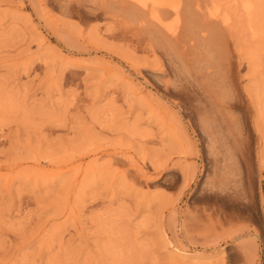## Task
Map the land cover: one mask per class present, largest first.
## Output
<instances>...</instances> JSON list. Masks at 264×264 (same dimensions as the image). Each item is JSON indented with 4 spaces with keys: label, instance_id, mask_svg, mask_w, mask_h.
<instances>
[{
    "label": "rangeland",
    "instance_id": "obj_1",
    "mask_svg": "<svg viewBox=\"0 0 264 264\" xmlns=\"http://www.w3.org/2000/svg\"><path fill=\"white\" fill-rule=\"evenodd\" d=\"M62 1L0 0V264H264V0H222L245 198L212 187L227 161L199 123L207 85ZM212 188L248 209L216 226Z\"/></svg>",
    "mask_w": 264,
    "mask_h": 264
},
{
    "label": "bare ground",
    "instance_id": "obj_2",
    "mask_svg": "<svg viewBox=\"0 0 264 264\" xmlns=\"http://www.w3.org/2000/svg\"><path fill=\"white\" fill-rule=\"evenodd\" d=\"M62 2L63 6L75 7L78 12H85L92 19L102 16L115 27L132 28L143 34L149 49L159 57H163L170 69L177 73L183 71L192 75L201 81L199 88L204 83L207 85L208 93L204 95V90L202 93L207 99L199 123L209 147L212 150H221L224 161H227L222 173L226 176L224 181H216L217 186L216 183H212V187L218 189L220 187L224 190L234 188V193L245 198L247 195L245 181L250 177L248 153L246 149L244 150L246 129L237 113L239 101L230 78L231 55L226 33L232 24V14L224 8L222 0H63ZM250 8V3L243 4L245 12L249 13ZM193 65H196L195 70ZM214 74H218L219 81L215 80L213 84L210 79ZM191 86L194 88L193 83ZM185 87L180 83L179 90L186 89ZM231 143L236 145L238 151L232 150ZM228 165L235 166V173L230 171L232 169L228 170ZM213 188L211 194L216 198L203 206L201 213L215 216L216 226L232 224L239 216L237 212L248 209L246 202H241L236 208L234 203L229 205L223 199H217V190ZM246 245H240L245 258L251 250L248 248L249 244Z\"/></svg>",
    "mask_w": 264,
    "mask_h": 264
}]
</instances>
